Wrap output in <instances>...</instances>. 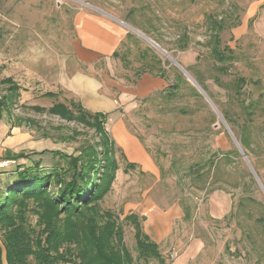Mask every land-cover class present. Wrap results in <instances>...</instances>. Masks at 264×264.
Instances as JSON below:
<instances>
[{"label": "rangeland", "instance_id": "obj_1", "mask_svg": "<svg viewBox=\"0 0 264 264\" xmlns=\"http://www.w3.org/2000/svg\"><path fill=\"white\" fill-rule=\"evenodd\" d=\"M80 9L131 32L116 58L79 60ZM78 103L108 116L119 166L91 214L118 219L134 264H264V0H0V123L35 146L0 166L1 188L18 165L67 169L51 150L104 162L95 128L50 112ZM137 225L161 259L140 257Z\"/></svg>", "mask_w": 264, "mask_h": 264}, {"label": "trees", "instance_id": "obj_2", "mask_svg": "<svg viewBox=\"0 0 264 264\" xmlns=\"http://www.w3.org/2000/svg\"><path fill=\"white\" fill-rule=\"evenodd\" d=\"M214 52L220 63L235 60L231 53L221 54L217 48ZM72 108L58 104L50 112L66 121L95 128L105 138L106 158L104 162L97 158L86 162L82 154L68 156L51 150L66 160L67 169L58 165L45 169L41 161L18 165L4 188L0 170V264H4L3 255L6 264H31V257L35 264H134L132 254L125 249L118 219L104 215L107 221L100 225L97 218L102 219L103 213L91 214L97 212L98 203L111 190L119 167L113 156L114 141L105 128L108 116L92 113L81 103L72 104ZM32 153L43 155L46 151ZM7 157L15 162L29 158L24 152H9ZM68 175L72 176L66 180ZM32 202L37 208L30 207ZM29 212L39 217L37 228L30 226ZM259 222L264 223V219ZM137 230L140 257L161 259L159 246L140 233V225Z\"/></svg>", "mask_w": 264, "mask_h": 264}, {"label": "crops", "instance_id": "obj_3", "mask_svg": "<svg viewBox=\"0 0 264 264\" xmlns=\"http://www.w3.org/2000/svg\"><path fill=\"white\" fill-rule=\"evenodd\" d=\"M72 25L77 40L81 43L78 58L85 64H91L97 57L107 61L116 58L121 46L132 35L124 24L117 19L87 9H80L75 12ZM88 52L93 54L90 55ZM107 83V86L119 90L117 83L110 80ZM16 136L21 137L22 140L15 143ZM30 137V134L21 128L9 127L6 123H0V162L15 163V161L7 159L9 152L16 154L19 152L26 153V150L34 151L35 146L30 147L32 144ZM9 142L14 143L8 147Z\"/></svg>", "mask_w": 264, "mask_h": 264}, {"label": "water", "instance_id": "obj_4", "mask_svg": "<svg viewBox=\"0 0 264 264\" xmlns=\"http://www.w3.org/2000/svg\"><path fill=\"white\" fill-rule=\"evenodd\" d=\"M150 43H152L153 45H155L158 49H160L159 48V46L157 45V44H155L154 42H152V41H150L149 39H147ZM165 55H167V53L165 52V51H163L162 49H160ZM168 56V55H167ZM185 74L189 77V79L197 86V84H196V82H195V80L185 71ZM198 87V86H197ZM239 149H240V151H241V153H242V150H241V148L239 147ZM244 156H245V159L247 160V162H248V159H247V156L244 154V153H242ZM249 163V162H248ZM250 168H251V170H252V172H253V174L255 175V177L258 179V177H257V175H256V173H255V171H254V169L250 166ZM259 183H260V180L258 179L257 180ZM261 187H262V189L264 190V187H263V185L261 184L260 185Z\"/></svg>", "mask_w": 264, "mask_h": 264}, {"label": "built area", "instance_id": "obj_5", "mask_svg": "<svg viewBox=\"0 0 264 264\" xmlns=\"http://www.w3.org/2000/svg\"><path fill=\"white\" fill-rule=\"evenodd\" d=\"M10 163H11V162H3V165L0 164V166L6 167V166H8Z\"/></svg>", "mask_w": 264, "mask_h": 264}, {"label": "bare ground", "instance_id": "obj_6", "mask_svg": "<svg viewBox=\"0 0 264 264\" xmlns=\"http://www.w3.org/2000/svg\"><path fill=\"white\" fill-rule=\"evenodd\" d=\"M190 75V74H189ZM189 78V77H188ZM194 84V83H193Z\"/></svg>", "mask_w": 264, "mask_h": 264}]
</instances>
